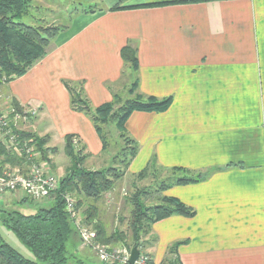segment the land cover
Listing matches in <instances>:
<instances>
[{"label": "crops", "instance_id": "1", "mask_svg": "<svg viewBox=\"0 0 264 264\" xmlns=\"http://www.w3.org/2000/svg\"><path fill=\"white\" fill-rule=\"evenodd\" d=\"M97 1L95 13L74 17L46 57L8 84V98L39 110L24 130L49 136V147L76 136L91 163L103 144L91 120L72 110L64 81L84 82L94 107L109 103L124 70L121 50L137 46L140 94L172 102L128 119L139 150L127 172L136 176L154 157L193 175L216 171L165 191L196 215L153 225L154 263L181 243L182 264H264V0ZM116 5L127 9L109 11ZM13 197L18 210L27 205L22 193L3 203Z\"/></svg>", "mask_w": 264, "mask_h": 264}, {"label": "trees", "instance_id": "2", "mask_svg": "<svg viewBox=\"0 0 264 264\" xmlns=\"http://www.w3.org/2000/svg\"><path fill=\"white\" fill-rule=\"evenodd\" d=\"M37 5L35 0H0V88L6 97H8L6 95L8 84L16 78L24 76L34 65L45 58L53 49L50 48L51 44L56 41L61 32H65L69 28L72 22L71 20L67 26L52 25L55 23L54 21L50 22L45 17L39 18L38 14L41 7ZM156 5L160 4L147 5L146 7ZM97 6L83 13H95ZM124 9L127 8L116 5L109 11ZM78 14L80 13H73L72 18ZM27 21L31 23H27ZM121 56L124 61L122 78L125 76L127 69L132 71L130 75L131 83L128 88L129 98L121 105L119 95L110 88L113 94L112 101L94 107L86 95L84 82L64 81V86L70 95L72 110L84 114L91 120L102 141L104 151L108 149L109 145L102 127L107 124L115 126L119 134V140L124 145L120 148V153L114 156L113 164L110 167L101 170H89L85 167L86 161L91 156L87 151V147L76 136H67L65 138V151L70 165L64 176L60 178V189L52 206L40 207L32 214H25L19 210L0 211V220L3 227L11 231L30 250L35 260L27 258L19 250L12 247L0 233V264H39V262L68 264L67 243L73 241L78 245L80 241L72 226V220L67 212L63 195L76 192L84 199L98 200L104 194L110 192L115 182L122 179L124 175L118 167L121 165L127 171L138 154L139 146L126 130V123L130 116L136 111L163 112L170 106L171 98L159 100L140 94L137 46L128 44L121 50ZM11 99L16 106H20L15 99ZM19 134L23 139H33L37 151L41 153L42 160H46L52 166L50 155L56 153V148L48 146L49 136L41 137L24 129ZM74 140H77V143ZM128 155L129 159L126 163L120 161V156L126 158ZM23 163V157L9 153L0 143V166L2 168L20 167ZM154 170L171 172L174 175L177 174V176L179 174H190L183 168H164L158 165L157 159L154 157L146 168L136 176L141 178L146 173ZM206 178L207 175L202 173L193 177L175 178L170 183H163L156 189V192H164L173 186L201 182ZM150 195L149 189H140L131 197L130 203L133 208L129 225L132 238L131 246L125 243L123 236L117 231L105 238V232L100 224L96 227L99 241L107 245H118L120 243L130 249L138 248V250L145 251V247L153 248L158 242L157 237L152 238V243L149 241L144 243L143 241L151 233L155 223L173 215L187 218L196 215L192 208L173 197L163 196L161 198L162 204L151 207L146 206L142 198H147ZM22 202L28 203L32 200L25 197ZM77 205H81L80 201ZM87 212V217L84 219L86 224H91L98 219V214L94 208H89ZM180 244L176 243L170 246L160 264H182L178 255ZM148 256L150 257L148 264H155L152 255L148 254ZM79 262L82 263V261ZM95 264L102 263L98 260Z\"/></svg>", "mask_w": 264, "mask_h": 264}, {"label": "rangeland", "instance_id": "3", "mask_svg": "<svg viewBox=\"0 0 264 264\" xmlns=\"http://www.w3.org/2000/svg\"><path fill=\"white\" fill-rule=\"evenodd\" d=\"M35 3L38 4L37 6L41 7L40 12L38 14L39 18L45 17L50 22L54 21L55 23L52 25L67 26L69 22L74 19L72 18L73 13L75 12L83 13L85 11L94 9L96 8L98 1L97 0H42V1L35 0ZM27 23H31V22L27 21ZM62 33L63 32H61L60 35ZM57 39L55 42L51 44L50 48H53L56 45ZM131 74L132 71L127 69L125 76L121 78L120 82L115 86V93L119 95L121 100L120 105L123 104V102L129 98L128 88L130 87V83H131L130 81ZM24 128L25 127L22 126L21 129ZM102 129L104 135H106V140H108L107 141L109 145L108 149L104 151L102 154L95 156L93 158L94 160L91 163H88V165L85 163V167L87 169L90 168L92 170L94 169L101 170L110 167L113 164L112 160L114 156L116 154H119L120 148L124 146L122 141L119 140V134L116 131L114 125L107 124L106 126H103ZM50 148H56V153L50 155L52 161V166L51 165L50 166L52 168V171H54V173L59 178H61L62 176H64L66 169L70 165L69 159L66 156L64 140H61L58 137L54 138L52 142V147ZM55 156H56L55 158L56 163H54ZM128 159H129V155L126 156V158L120 156V161H124V163H126ZM118 169L124 173L123 178L116 181L113 189L110 192L104 194L101 199L98 200L84 199L80 194L76 192L74 193L72 192L69 195L75 201L76 217L81 223L85 224L88 228L96 231H98L96 227L99 226L100 224L103 228V231L105 232V238L109 237L110 235H112L114 232L117 231L120 233L121 236H123L125 243L128 246H131L132 238H131V231L129 225L132 217L133 208L131 206L130 200L131 197L135 194V192L140 189H149L151 195L147 198H142V201L145 202L146 206H150V207L160 205L162 204L161 198L165 195V191L156 192V189H158L165 182L170 183L175 178H179V177L181 178L183 176L193 177L194 175L179 174L177 176V174L174 175L171 172L154 170L146 173V175H144L143 177L138 178L137 176L130 175L127 172L128 170L126 171V169L121 165L118 167ZM215 172L210 171L203 174L207 175L208 178ZM195 176L197 175L195 174ZM9 195L10 194H7L0 198V211L18 210V208H16L14 204V202L18 200V197H13V199H11L12 202L8 203V205L3 203L5 202L4 197L8 198ZM54 198L55 197H53V199L51 200L47 199L43 201L28 202L26 206L20 207L19 211H22L25 214L34 213L40 207L52 206ZM79 201L81 205L78 206L77 203ZM89 208H94L96 210L98 214V219L94 220L91 224H86L84 219L85 217H87V213H88L87 211ZM72 226L77 232V236L79 238L77 227L73 223ZM0 233L3 236V238L10 245H12V247L19 250L27 258L35 260L30 250L26 246H24L11 231L3 227L1 220H0ZM153 237L156 236L152 230L151 233L143 240L144 243L146 241L152 243ZM80 244L77 245V243L73 241H69L67 243V256L69 257L68 264L97 263L98 257L95 251L87 247H83ZM111 246L117 247L124 245L119 243L118 245H111ZM144 249L147 254H151L155 256L151 247L148 246L147 248L145 247ZM79 261H82V263H80ZM39 264H47V263L39 262Z\"/></svg>", "mask_w": 264, "mask_h": 264}, {"label": "built area", "instance_id": "4", "mask_svg": "<svg viewBox=\"0 0 264 264\" xmlns=\"http://www.w3.org/2000/svg\"><path fill=\"white\" fill-rule=\"evenodd\" d=\"M39 114L37 108L16 106L0 88V143L11 154L24 158L20 167L0 166V198L7 194L22 193L32 201L51 200L60 189V178L52 171L50 164L42 160L33 139H23L19 132ZM77 143V140H74ZM67 212L77 227L83 247L95 251L102 264H130L132 249L113 247L99 241L98 232L88 228L76 217L75 201L69 194L63 195ZM150 257L139 250L134 264H148Z\"/></svg>", "mask_w": 264, "mask_h": 264}, {"label": "water", "instance_id": "5", "mask_svg": "<svg viewBox=\"0 0 264 264\" xmlns=\"http://www.w3.org/2000/svg\"><path fill=\"white\" fill-rule=\"evenodd\" d=\"M138 256H139L138 248H133L132 251H131L130 264H134V262L137 260Z\"/></svg>", "mask_w": 264, "mask_h": 264}]
</instances>
